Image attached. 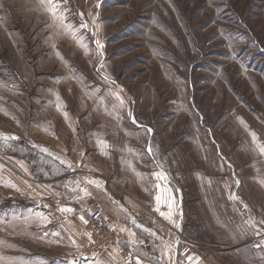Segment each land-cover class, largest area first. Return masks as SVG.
Listing matches in <instances>:
<instances>
[{"label":"rangeland","instance_id":"374dc122","mask_svg":"<svg viewBox=\"0 0 264 264\" xmlns=\"http://www.w3.org/2000/svg\"><path fill=\"white\" fill-rule=\"evenodd\" d=\"M0 172V264H72L59 198L161 179L210 264H264V0H0Z\"/></svg>","mask_w":264,"mask_h":264},{"label":"crops","instance_id":"0c3cea01","mask_svg":"<svg viewBox=\"0 0 264 264\" xmlns=\"http://www.w3.org/2000/svg\"><path fill=\"white\" fill-rule=\"evenodd\" d=\"M10 163L17 166L14 160ZM8 177L14 182L18 179L14 175ZM99 182L91 181L87 200L71 202L59 198L62 202L56 209L54 230L65 255L70 257L69 263L124 264L121 253L127 250L139 264H210L209 257L197 252L193 243L179 234L183 222L180 197L168 182H156L150 195L129 194L121 200L109 196ZM95 209L102 212V222L113 232L116 243L92 260L81 249L88 236L86 216Z\"/></svg>","mask_w":264,"mask_h":264},{"label":"built area","instance_id":"2783aa9c","mask_svg":"<svg viewBox=\"0 0 264 264\" xmlns=\"http://www.w3.org/2000/svg\"><path fill=\"white\" fill-rule=\"evenodd\" d=\"M88 228L96 236V243L99 245V250H106L111 245L116 243V238L113 232H111L102 222L103 215L98 209H95L88 213ZM124 264H139L135 255L127 250H123L121 253Z\"/></svg>","mask_w":264,"mask_h":264},{"label":"snow or ice","instance_id":"6c2138e0","mask_svg":"<svg viewBox=\"0 0 264 264\" xmlns=\"http://www.w3.org/2000/svg\"><path fill=\"white\" fill-rule=\"evenodd\" d=\"M157 199L159 200V197H157ZM171 205H169V207H170ZM67 211H71V209H67ZM162 215H163V213H161ZM81 219H83V218H81Z\"/></svg>","mask_w":264,"mask_h":264}]
</instances>
